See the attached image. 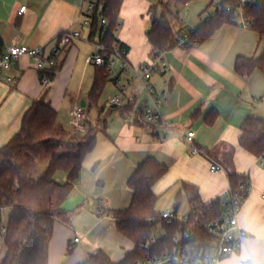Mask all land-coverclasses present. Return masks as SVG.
Masks as SVG:
<instances>
[{
    "label": "crops",
    "instance_id": "crops-1",
    "mask_svg": "<svg viewBox=\"0 0 264 264\" xmlns=\"http://www.w3.org/2000/svg\"><path fill=\"white\" fill-rule=\"evenodd\" d=\"M90 2L0 0V36L5 48L15 44L51 54L59 45L61 33H81L80 39L60 52L63 66L50 86L49 100L58 111V118L66 106L71 115L83 101L86 108L89 103L90 92L87 95L84 91L86 83L90 85L91 81L87 60L92 43L83 18ZM23 6L27 10L19 15ZM175 6L187 12L189 4L175 3ZM147 8L145 0H125L120 14V24L122 21L123 24L116 33L118 40L129 48L127 61L135 68L148 63L153 54L148 33H145L150 22L141 16ZM80 26L88 31L84 38ZM263 54L264 39L234 24L223 25L199 46L166 51L164 58L171 71L164 76H154L151 83L157 90L168 93L169 102L162 110L163 122L154 125L144 123L139 111L146 100L144 89L133 71L126 72V77L131 76L125 80L124 75L123 83L128 82V85L125 83L127 94L138 93L136 102L120 107L123 110L121 121L111 129L107 124L101 131L104 134L101 149L97 142L94 151L86 157L74 190L64 203L71 222L55 224L48 264H83L98 250L118 263L126 253L133 251L134 245L119 234L115 220L107 214L101 215L100 208L106 212L130 206L133 191L128 181L148 157L168 167V173L153 188L157 195L176 189L175 198L182 183L187 182L199 188L205 204L221 197L231 186L230 180L225 172L212 171L206 157L192 153L191 146L183 141L189 131L195 132L194 142L202 149L214 148L220 142L233 146L236 172L251 183L239 218L240 227L247 233L245 245L220 264L245 261L264 264V166L259 163V157L239 144L244 121L248 117L264 119V73L255 72L251 77L242 78L235 71L240 56L258 59ZM4 75L12 81L0 78V148L19 132L24 114L45 89L33 59L28 56L16 60ZM127 106L133 109L125 110ZM212 112L217 116L214 124L209 125L206 119ZM69 248L73 250L70 255L67 254Z\"/></svg>",
    "mask_w": 264,
    "mask_h": 264
},
{
    "label": "trees",
    "instance_id": "trees-1",
    "mask_svg": "<svg viewBox=\"0 0 264 264\" xmlns=\"http://www.w3.org/2000/svg\"><path fill=\"white\" fill-rule=\"evenodd\" d=\"M194 1L198 0L161 1L159 5L151 6V32L147 38L153 47V53L177 48L178 38L185 35L182 30L175 31L165 15L169 11V4L175 2L188 5ZM215 1L212 0L206 11L218 6L217 14L211 15L199 28L187 33L190 39L184 47L199 46L223 25L233 24L238 0H220L218 4ZM124 2L125 0H91L92 10L88 15L90 24L87 27L91 41L108 49L120 43L121 48L129 50L116 36ZM246 16L251 22L250 30L264 39V0H257L256 4L247 7ZM102 19L107 22L105 26H101ZM60 51L63 53L66 49ZM4 52L5 44L0 36V56ZM62 66L63 62L60 61L49 72L39 73L41 82L48 78L50 84L44 85L43 95L24 114L19 132L0 148V230L2 213L6 209L13 211L7 224L3 226L6 228L5 255L1 264H48L49 244L55 224L71 222L64 203L74 190L86 157L97 145L98 132L103 131L108 124L107 118L103 117L104 107L99 110V126L94 127L88 119L84 133L74 134L59 122L58 111L52 107L49 94L51 83ZM235 71L242 78L251 77L255 72L264 73V54L258 59L240 56L236 61ZM112 80L107 67H95L88 108L99 106L102 92ZM110 106L111 111L120 109ZM132 109L125 107L128 111ZM216 116L217 113L212 112L206 122L213 125ZM239 144L253 156H264V119L248 117L241 126ZM206 152L224 167L231 186L237 187L241 182L248 181L236 172L233 146L220 142L214 148L206 149ZM47 159L49 164L46 171L40 178L34 179L33 174ZM167 173V166L148 157L128 181V186L133 191L130 206L123 210L105 212L115 220L119 234L134 245L133 251L126 253L122 261L115 263L105 252L98 250L83 264H135L141 258L151 257L165 250L166 241L156 245L149 244V241L155 233L156 220L160 216L158 203L161 196L153 188ZM61 177L64 180H60ZM175 200L176 210L185 200L192 209L204 213L211 211L208 218L216 217L221 212V205L217 200L205 204L199 188L191 183H182ZM192 221L194 222L193 218ZM180 225V222H162L170 237L181 229ZM72 251L69 248L67 254L70 255Z\"/></svg>",
    "mask_w": 264,
    "mask_h": 264
},
{
    "label": "built area",
    "instance_id": "built-area-1",
    "mask_svg": "<svg viewBox=\"0 0 264 264\" xmlns=\"http://www.w3.org/2000/svg\"><path fill=\"white\" fill-rule=\"evenodd\" d=\"M257 3V0H238V6L234 11L232 22L243 30L251 29V22L247 18V7ZM218 4V3H217ZM217 8H219L217 6ZM217 8L211 14H217ZM27 7L23 6L19 10V15L26 12ZM91 3L87 6L83 24L88 27L90 24L89 14L91 13ZM107 24L102 19L101 26ZM81 37L79 31L63 32L59 35V45L51 53L46 54L43 49L26 48L12 44L5 48V52L0 56V78L6 82H11L12 78L4 75L11 70L13 63L23 56L33 59L35 68L39 73L49 72L55 67L59 60L60 49L68 48L74 40ZM190 36L184 35L178 38V47L183 48L189 41ZM95 47V52L87 62L95 67H107L110 75L114 74L113 67L116 62L120 63L121 72L133 71L135 79L140 83L146 94V100L141 105V115L144 123L154 125L163 122L162 110L169 102V96L166 91L157 90L151 83L154 76H164L171 71V67L164 58L165 52H155L151 59L145 65L137 68L132 67L127 61L128 51L121 48L120 43L115 44L111 49L104 45L91 41ZM112 77V76H111ZM119 92L109 99V104L121 107L125 103L133 105L136 102L138 93L127 94L125 86L121 85L120 76H115ZM43 85H49L48 78L43 80ZM71 125L75 133H84L86 131L85 122L87 121V112L84 107L77 106L71 112ZM195 132L189 131L183 141L191 146L194 155H202L211 162L212 171L225 172L224 167L213 160L205 149L198 147L195 142ZM259 163L264 166V156L259 157ZM251 190L250 181H243L237 187L230 186L229 189L217 199L221 205V212L218 216L208 218V213L192 209L190 207L188 214L180 218L178 210L166 209L160 211V216L156 220V230L151 237L149 244L156 245L165 242V250L151 257H145L137 260L135 264H220L233 254L239 253L247 239V233L240 227L239 218L242 208ZM100 214L104 215L105 210L100 208ZM194 219V222L192 221ZM163 221L180 222L181 229L176 231L173 236H169L168 231L162 226ZM3 233L6 228H3ZM163 232L161 237L158 235ZM170 237V238H169ZM79 239L76 238L75 242ZM168 241L170 244H168ZM241 264H254L251 261H245Z\"/></svg>",
    "mask_w": 264,
    "mask_h": 264
},
{
    "label": "rangeland",
    "instance_id": "rangeland-1",
    "mask_svg": "<svg viewBox=\"0 0 264 264\" xmlns=\"http://www.w3.org/2000/svg\"><path fill=\"white\" fill-rule=\"evenodd\" d=\"M89 1V0H87ZM148 8L147 10L142 13V17H144L143 19H145L146 21L150 22V26L146 28L145 33H148V31L151 29V19L149 16V7L151 5H159L161 3V1L167 3L169 0H145ZM212 0H198V1H194L192 3L189 4L188 8H187V12L186 9L184 8H178L177 6H175V2H171L169 4V11H167L165 13V15L167 16V18L170 20V22L172 23L174 30L175 31H184V33H189L190 31H192V28H197L198 26H200L201 24H203L210 16L211 14L215 11V7L213 6L209 9V11H206L207 8L209 7V5L211 4ZM216 3L219 2V0L215 1ZM162 11V10H161ZM206 11V12H205ZM121 24H123V21L121 22ZM120 24V25H121ZM82 32V38H84V36H87L88 31L83 29L80 26V29ZM120 30V29H119ZM118 30V32H119ZM94 48V49H93ZM95 47L91 44V55L94 52ZM90 65V64H89ZM91 69H90V73H91V81H90V85L89 83H86V89L84 91V94H87L88 92L91 91L92 86H93V82H94V72H95V66L94 65H90ZM113 72L114 74H111L110 76L111 79H113L112 81H110L107 86L104 88V91L102 92V95L100 97V101H99V106L98 107H91V108H85L86 112L88 113V117H87V121L85 122V126L86 123L88 122V119L91 120V124L94 127H98L99 122L98 121V116H99V110L101 107H104V114L103 117L107 118L108 120V124L110 125V129L113 125H115L116 122L121 121V114H122V109H117V110H110V104H109V99L115 95L118 94V87H116V84L114 82L115 76H120L121 79V84L123 86H125V83L127 81L126 78H130L131 74H128V76L126 77L125 73L126 72H121L120 70V63L119 61L116 62V65L113 67ZM125 75V80L123 83V76ZM128 85V82L126 83ZM126 87V86H125ZM74 90L75 89H71ZM88 95V94H87ZM86 98V97H85ZM83 98V99H85ZM81 106V104L79 105ZM71 120H72V116L69 114V107L66 106V108H62L61 112H60V116H59V121L63 124L64 128L70 132L74 131V128L71 125ZM87 128V126H86ZM104 139V134L99 131L97 134V142L98 145H100V149H101V144L103 142ZM49 164V160H45V162H43L42 164L39 165V167L37 168V170L35 171V173L33 174V178L34 179H38L40 178L44 172L46 171L47 167ZM176 189H171L168 191L164 190L161 191L159 193L158 196H161L159 203H158V208L162 211V210H166V209H174L175 205H176V200L174 198V192ZM168 204V207H166V205ZM190 209V205L189 203H187V201L183 200L178 213H179V217L183 218L185 217ZM13 211L11 209H6L3 213H2V228L4 225L7 224L8 219L10 218V216L12 215ZM0 230V248H1V255H0V263L2 262L3 256L5 254V244H4V233L3 230ZM163 235V232H161L158 237H161ZM77 237L79 239H83V237L81 235H77ZM95 254V253H93Z\"/></svg>",
    "mask_w": 264,
    "mask_h": 264
},
{
    "label": "water",
    "instance_id": "water-1",
    "mask_svg": "<svg viewBox=\"0 0 264 264\" xmlns=\"http://www.w3.org/2000/svg\"><path fill=\"white\" fill-rule=\"evenodd\" d=\"M150 32H151V29L148 31V33H150ZM81 106L84 107V108H86V102L83 101L82 104H81ZM114 107H116V106H114Z\"/></svg>",
    "mask_w": 264,
    "mask_h": 264
}]
</instances>
